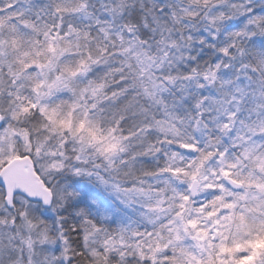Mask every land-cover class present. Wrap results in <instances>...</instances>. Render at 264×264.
Segmentation results:
<instances>
[{
	"label": "snow or ice",
	"instance_id": "6c2138e0",
	"mask_svg": "<svg viewBox=\"0 0 264 264\" xmlns=\"http://www.w3.org/2000/svg\"><path fill=\"white\" fill-rule=\"evenodd\" d=\"M0 264H264V0H0Z\"/></svg>",
	"mask_w": 264,
	"mask_h": 264
}]
</instances>
